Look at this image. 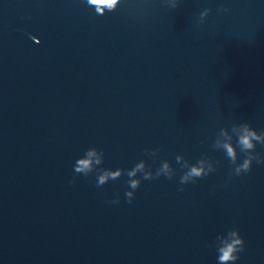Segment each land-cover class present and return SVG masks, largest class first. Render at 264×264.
I'll return each mask as SVG.
<instances>
[{
    "label": "water",
    "instance_id": "95a60500",
    "mask_svg": "<svg viewBox=\"0 0 264 264\" xmlns=\"http://www.w3.org/2000/svg\"><path fill=\"white\" fill-rule=\"evenodd\" d=\"M97 4L0 0V264H217L230 229L235 264H264V163L236 176L218 146L264 132V0ZM92 147L98 168L175 175L129 204L126 174L74 173ZM185 160L215 171L181 185Z\"/></svg>",
    "mask_w": 264,
    "mask_h": 264
},
{
    "label": "clouds",
    "instance_id": "9594fccd",
    "mask_svg": "<svg viewBox=\"0 0 264 264\" xmlns=\"http://www.w3.org/2000/svg\"><path fill=\"white\" fill-rule=\"evenodd\" d=\"M118 3L119 0H108L109 10H115ZM165 3L171 8L177 7V0H171L170 3L169 0H165ZM86 4L88 6L97 5L96 11L98 13L102 12L101 7L97 4V0H86ZM210 11V9L206 8L200 13L201 21L208 16ZM219 11L226 12L228 9L221 8ZM232 127L236 137L235 145L232 142L233 138L230 137L228 142L218 146L224 150L227 159L230 161L231 165H233V174L240 176L251 171L253 161H256L257 163H264V157H261L260 154L254 151L257 143L264 144V132H257L248 123L234 124ZM214 147H216V145H214ZM237 148H239L240 153L244 154V159L241 162H238L239 156ZM145 151L148 152V150ZM157 154L158 150H152L150 152V155L153 157ZM93 157L96 159L93 160ZM103 157L104 153L102 150H98L95 147L87 149L84 156L75 161V164L73 165L74 173L82 174L86 177L90 173L96 172L97 187L105 185L110 180L115 181L122 175L126 174L129 178L127 184L129 185L130 190L125 192V197L126 202L129 204H131L134 199L135 190L140 187L141 179L152 180L157 179L162 175L166 176L168 179H172L175 175L172 166L167 160L163 161L162 165L155 172H153L149 167L147 170L145 169V161L143 160L135 164V166L131 169L127 170L98 168V166L103 164ZM181 159V156H176L177 162ZM181 167L186 169L183 175L180 176L179 183L181 185L195 182L197 179L205 177L215 171V167H205L203 160H198L194 164H190L187 160H185ZM138 173L142 174V176H138ZM71 182L75 183V177ZM178 190L183 191L184 189L181 187ZM108 203L117 204L119 203V199H112L108 201ZM216 241L218 252L217 264H235V262L239 259L238 253L242 252L245 246V241L240 235L239 230L230 229L226 233V238L217 236Z\"/></svg>",
    "mask_w": 264,
    "mask_h": 264
}]
</instances>
